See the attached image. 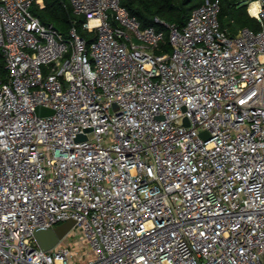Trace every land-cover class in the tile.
Returning a JSON list of instances; mask_svg holds the SVG:
<instances>
[{
    "label": "built area",
    "instance_id": "1",
    "mask_svg": "<svg viewBox=\"0 0 264 264\" xmlns=\"http://www.w3.org/2000/svg\"><path fill=\"white\" fill-rule=\"evenodd\" d=\"M68 1L90 42L0 0V264H264V0L235 35L220 0L166 30ZM70 218L89 251L41 249Z\"/></svg>",
    "mask_w": 264,
    "mask_h": 264
},
{
    "label": "trees",
    "instance_id": "2",
    "mask_svg": "<svg viewBox=\"0 0 264 264\" xmlns=\"http://www.w3.org/2000/svg\"><path fill=\"white\" fill-rule=\"evenodd\" d=\"M207 0H125L124 5L130 12L142 21L143 27L156 25L159 29H165L157 24L156 18L179 27L186 25L194 9L201 6ZM248 0H220V20L223 28L235 35L240 30L249 28L260 29V22L248 11ZM33 13L39 17L45 25L56 28L65 38L70 36L71 30L75 27L78 32L89 42L94 36L93 33L83 28L84 17L77 15L68 0H44V6L35 3ZM167 38L169 32L167 31ZM166 49L171 50L168 43ZM8 80V70L5 58L0 51V82Z\"/></svg>",
    "mask_w": 264,
    "mask_h": 264
},
{
    "label": "water",
    "instance_id": "3",
    "mask_svg": "<svg viewBox=\"0 0 264 264\" xmlns=\"http://www.w3.org/2000/svg\"><path fill=\"white\" fill-rule=\"evenodd\" d=\"M37 113L41 116H47L54 114V110L46 108L44 106L37 107ZM207 137V133H202ZM86 136L80 135L78 139H84ZM76 220L73 218L50 228H36L34 231V237L41 249L48 251L57 246L75 227Z\"/></svg>",
    "mask_w": 264,
    "mask_h": 264
},
{
    "label": "rangeland",
    "instance_id": "4",
    "mask_svg": "<svg viewBox=\"0 0 264 264\" xmlns=\"http://www.w3.org/2000/svg\"><path fill=\"white\" fill-rule=\"evenodd\" d=\"M249 1V0H248ZM248 1L246 4H248ZM66 244H69L71 251L75 253H87L89 245L84 236L77 230L72 231L65 239Z\"/></svg>",
    "mask_w": 264,
    "mask_h": 264
},
{
    "label": "bare ground",
    "instance_id": "5",
    "mask_svg": "<svg viewBox=\"0 0 264 264\" xmlns=\"http://www.w3.org/2000/svg\"><path fill=\"white\" fill-rule=\"evenodd\" d=\"M251 7H252L253 13H257L258 4L257 3H252Z\"/></svg>",
    "mask_w": 264,
    "mask_h": 264
}]
</instances>
